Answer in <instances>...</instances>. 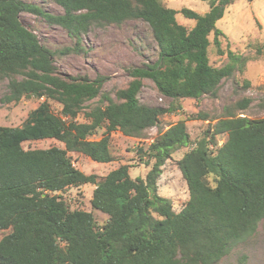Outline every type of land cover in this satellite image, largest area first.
Segmentation results:
<instances>
[{
    "label": "trees",
    "instance_id": "trees-1",
    "mask_svg": "<svg viewBox=\"0 0 264 264\" xmlns=\"http://www.w3.org/2000/svg\"><path fill=\"white\" fill-rule=\"evenodd\" d=\"M50 1L63 11L52 14L27 0H0V76L7 78L2 100L42 98L21 125H0V264H217L264 221V116L229 112L207 126L177 160L188 190L178 211L158 193L157 181L172 153L191 144L184 119L158 128L147 147L137 148L140 160L150 164L144 177H131L129 166L121 164L98 178L77 168L68 153L113 161L111 132L139 137L157 127L163 114L181 109L178 100L216 97L221 81L250 59L230 50L224 65L208 58L211 43L224 53L219 39L224 33L216 21L233 0H206L204 13L176 10L161 0ZM22 11L62 27L77 50L91 26L142 20L156 42V59L129 66L131 79L112 96L102 91L104 76L59 72L53 52L21 22ZM177 12L194 25L179 23ZM261 53L264 47L257 45L256 55ZM146 78L171 99L169 106L140 102ZM50 100L60 105L59 113ZM250 101L242 98L235 107ZM192 116L206 118L199 112ZM221 134L226 138L217 145ZM45 138L64 147L22 145ZM86 183L94 185L91 208L107 215L102 224L92 211L71 208L61 195Z\"/></svg>",
    "mask_w": 264,
    "mask_h": 264
},
{
    "label": "rangeland",
    "instance_id": "rangeland-1",
    "mask_svg": "<svg viewBox=\"0 0 264 264\" xmlns=\"http://www.w3.org/2000/svg\"><path fill=\"white\" fill-rule=\"evenodd\" d=\"M41 6L52 14L61 13L62 8L50 0H27ZM166 6L180 10L190 8L199 13L208 10L206 0H161ZM179 23L190 28L194 20L184 17L180 12L175 14ZM21 22L33 30L40 42L53 52V60L59 72L63 75H87L90 78L104 76L102 91L114 96L116 89L123 88L131 79L127 68L144 62L154 61L157 45L149 26L142 20H128L121 25H94L82 36V50H77L74 39L59 25L49 23L42 16L27 11L19 15ZM216 26L224 36H219L223 54H218L211 43L207 48L210 63L216 66L228 62L227 51L250 59L245 65L235 70L233 76L223 79L219 85L216 97H202L201 100L182 98L178 100L181 109L168 112L160 117L157 127H151L139 137L126 136L116 130L110 134V150L113 161L100 163L93 161L87 155L79 152H69L74 165L86 174H95L98 178L121 164L129 166L131 177H144L150 164L140 160L138 147H147L158 128H166L173 122L184 119L191 144L174 151L168 158L158 177V193L169 198L172 208L178 211L188 199L187 185L177 166V160L200 138L207 126L217 118L229 112L235 115H246L251 118L264 116V53L256 55V46L264 47V0H233L226 5ZM213 35L209 36L212 40ZM138 94L140 102L149 105L169 106L170 98L162 96L154 83L146 78ZM7 92V78L0 76V125H21L28 112L35 108L42 98L22 97L17 102L5 103L2 96ZM242 98L251 101L245 108H237L235 104ZM98 98L88 101L87 106L96 103ZM54 112H60V105L50 100ZM205 114L201 119L192 115ZM192 116V117H191ZM82 120V113L77 117ZM98 131L94 137H98ZM217 145L226 138L225 134L217 135ZM24 148H47L52 145L64 147L63 143L54 138L24 141ZM91 183L79 187H69L61 195L66 198L71 208L92 211L97 224H102L107 215L99 210H93L90 205ZM217 264H264V221H261L254 232L242 240L231 251L223 256Z\"/></svg>",
    "mask_w": 264,
    "mask_h": 264
}]
</instances>
